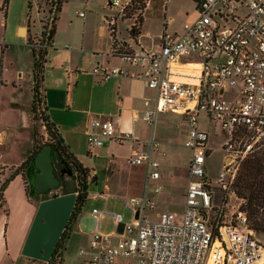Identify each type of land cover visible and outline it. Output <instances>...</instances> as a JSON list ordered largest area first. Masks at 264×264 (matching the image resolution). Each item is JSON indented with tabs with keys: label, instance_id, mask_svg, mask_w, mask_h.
<instances>
[{
	"label": "built area",
	"instance_id": "built-area-1",
	"mask_svg": "<svg viewBox=\"0 0 264 264\" xmlns=\"http://www.w3.org/2000/svg\"><path fill=\"white\" fill-rule=\"evenodd\" d=\"M131 1L108 0L107 4L123 17ZM241 8L243 16L236 13ZM196 10L198 15L185 22L181 31L163 32L158 50L130 48L113 53L133 67L130 71L121 66L93 67L102 80L129 75L143 78L155 89L154 108L144 111L149 123L155 122L158 111L182 113L188 124L184 145L190 149V158L180 219L171 211L151 219L146 211L153 207V199L124 197L131 219L124 222L119 213H111L116 229L102 232L100 219L105 210L93 208L87 249H79L80 254H88L85 264H264V245L248 227L245 213L237 208L230 215L221 214L224 204L213 202L216 190L205 166L211 148L208 132L199 125L201 114H206L219 125L224 136L221 144L227 148L237 139L248 147V139L264 136V0H201ZM106 21L114 32L115 19ZM226 87L234 89L232 95L224 94ZM118 118L90 119L86 127L89 144L129 139L130 133H117ZM157 145L152 135L145 148L127 158L130 164H146V181L159 177L158 163L151 158ZM224 170L218 180L221 184L226 173L231 178L234 175L229 168ZM159 189L153 187L154 192ZM211 212L217 216L211 217Z\"/></svg>",
	"mask_w": 264,
	"mask_h": 264
},
{
	"label": "crops",
	"instance_id": "crops-1",
	"mask_svg": "<svg viewBox=\"0 0 264 264\" xmlns=\"http://www.w3.org/2000/svg\"><path fill=\"white\" fill-rule=\"evenodd\" d=\"M2 1L0 0V181L6 177L10 168H15L24 160L25 153L32 145L33 125L31 110L33 52L30 43L33 31L27 26L30 16L24 21H18L13 29V26L8 23L7 8L1 9ZM67 1L62 4L57 13L55 33L50 45L47 46L41 90L44 94L45 113L59 128L70 151L89 170V177L92 180L89 179L87 197L99 201V205L93 206L92 209L105 210L102 217L106 214L118 213L107 210L108 198L111 196L122 201L124 207H126L124 197L142 195L153 199L155 205L156 197L171 187V184L182 196L184 204V189L188 181L187 169L190 158V149L184 145L188 132L185 116L170 110L158 111L156 119L161 112H171L179 116L185 123L186 129L182 144L176 143L175 137L157 138L154 133L156 119L154 123H149L144 118L145 109L154 108L155 89L149 87L143 78L113 75L102 80L101 75L93 72V67L97 64L107 67L121 66L129 71L133 68L113 54V36L117 40L125 41L131 49L153 52L158 50L164 31L172 34L178 31H169L168 22L164 25L162 23L157 42L145 44L142 41L145 21L143 13L150 5L149 0H146L142 12L143 19L136 36L130 35L134 18L125 15L120 17L116 9L107 4L108 0H101L99 4L93 0H69L73 8L72 14L65 11ZM80 12H83V15H80ZM109 18L115 19L114 32L110 31L106 21ZM120 21H128L126 36H121L118 32ZM161 21L163 22L162 19ZM233 90L232 87H226L224 94L230 96ZM117 116H119L116 122L117 133L128 132L131 137L120 142L115 139H105L101 146L90 145L86 134L89 120L94 117L116 118ZM201 116L205 117L207 125H201ZM201 116L199 125L208 132L207 145L210 146L212 138L219 137V134L209 124H218L211 121L204 113ZM22 132L28 134L29 143L20 157L12 160L11 146L17 141L16 135ZM152 135L158 141V145L151 153V158L158 163L155 169L159 172V177L146 181V164L144 162L130 164L127 158L134 151L145 148ZM221 142L222 138L218 140V144ZM181 148L188 150V156L183 165L178 161V158L183 155ZM2 166H5V171L1 170ZM57 169L58 167L53 164V172L61 183V178L55 172ZM36 172H38L37 166L31 163L27 169L31 191L42 195L34 187ZM206 175L209 177L207 168ZM101 178L102 181H100ZM93 183L96 184V188L90 191L89 186ZM154 186L160 187L158 192L153 191ZM21 188H24L23 180L21 175L17 174L3 191V204L0 207V264H12L25 257L20 251L36 205L22 202L27 212L25 222L22 220L16 228V224H13V215L15 208H18L21 203L19 201ZM73 189L74 187H71L66 190L72 192ZM154 205L146 212L151 211ZM92 209L87 213L94 221ZM164 211L176 213L175 210L164 209L158 211L155 218ZM83 213L81 209L70 225L69 235L64 241V249L71 236H77L78 246L75 253L85 264L88 254L86 252L80 254L79 249H87L92 229L86 232L81 230L79 220ZM146 215L148 216L147 213ZM110 217L112 218L111 215ZM11 227L16 228L13 237H11ZM115 229L114 224L113 230L108 232H113ZM118 229L120 230L121 226ZM2 233H4L5 242ZM64 249L61 264L65 262Z\"/></svg>",
	"mask_w": 264,
	"mask_h": 264
},
{
	"label": "rangeland",
	"instance_id": "rangeland-1",
	"mask_svg": "<svg viewBox=\"0 0 264 264\" xmlns=\"http://www.w3.org/2000/svg\"><path fill=\"white\" fill-rule=\"evenodd\" d=\"M29 1H31L30 8L28 7ZM93 1L96 4H99L101 0H93ZM47 2L48 1L45 0H8V4H7L8 23H10L14 29L15 24L18 21H24L25 19L28 18V16H30L27 22V26H29L33 31V35L31 36V41L32 42L38 40L41 41L42 40L41 31L43 30V27L47 26V29H49L51 23L53 22V20L51 23H49L48 21ZM143 2H145V0H133L126 9V16L133 17L135 20V18L138 15H142L143 9L141 8V6ZM149 2L150 5L143 13L145 21L143 24V34L141 39L145 44H150L153 41L157 42L158 40L157 35L162 23L164 24L168 22L167 27L169 31L177 30L179 32L181 31L182 26L185 22L192 21L193 18H195L198 15V12L196 10V4L193 0H149ZM217 7L218 6L215 5L212 8L213 13L216 12ZM115 9H116V13H118L117 8ZM65 11H67L69 14L73 13L72 5L69 2L65 8ZM236 13L239 14L240 16H243L245 14V11H243L241 8V9H237ZM163 18L164 19L166 18V21H164ZM161 19L163 20V22L161 21ZM223 21L224 20L222 19V23H221L222 25H223ZM229 21L231 24L234 23L230 18ZM127 22L128 21H123V22L120 21L118 23V32L120 33L121 36L123 35L126 36ZM206 122L207 121L205 117L201 116V125H207ZM209 126H211L212 129L214 128L218 132L219 137L222 138L223 141L224 136L222 134L220 127L216 124L215 125L209 124ZM185 129H186V125L184 122L180 120L178 115L172 114L171 112H161L157 115L156 123L154 126L155 137L157 138H161V136L166 138L175 137L176 143L182 144ZM33 132H35L36 139L40 142H44L48 138L47 132L44 127V121H42L38 117L33 119V125L31 128L32 144H33ZM16 137H17V141L15 144L11 146L10 149V157L12 160H16L17 158H19L22 151L29 143L28 134L25 132L18 133ZM219 137L212 138V140L210 141L211 149L209 150V155L206 157L205 163H206L207 173L211 179L210 184L216 190V194L213 198V202L224 204L221 214L223 213L230 215L231 211L237 208L240 209V204L242 203V199L238 197L237 194L235 193V188L233 185L236 173L238 171L239 161L245 156V154H247L252 149L255 141H257L260 138H258L257 140L255 139L250 140V145H249L250 147L245 146L246 144L244 143L245 141L237 139L235 140L236 142L234 146L227 148L221 143L218 144V140L220 139ZM31 147L29 148V150L31 149ZM181 149L183 155L178 158V161L180 164L182 163L183 165L188 156V150L186 148H181ZM226 167L230 169L229 171L231 173L234 171L233 172L234 175L231 178L229 174L226 173L225 179L222 182L223 184H221L218 180L221 172ZM4 169L5 166H2L1 170L5 171ZM12 170L13 168H10L6 176H8ZM60 178H61V183L64 186V189H70L71 187H74L75 185L74 180L71 179L66 173L60 176ZM100 181H102V178L100 179ZM223 185H225L226 187H224ZM172 186L173 185L171 184V187H168V189L166 191H162V193L160 192L161 194H159V196L156 197L154 208L151 211L146 212L150 218H155L156 213L158 211L166 209V210H175L177 218L180 219L183 212V198L182 196L179 195L178 192H176V189ZM95 188H96L95 183L89 186L90 191L91 189H95ZM23 189L24 188H21L22 192L19 200L21 203H19L18 208H15L16 210L13 215V224L14 225L16 224V228L22 223V220L23 222H25L24 219L26 217L27 212L25 206H22L23 201L37 206L41 198H44L45 196H47L48 198L55 193H60L62 192L63 188L56 187L55 189L51 190L47 195H43V193L41 195L35 193L34 191L32 192L31 185L28 183L29 191L27 196ZM26 197L29 201L26 199ZM0 204L2 206L3 198L0 199ZM98 205H99L98 200L96 201L94 199H91L90 197L86 198L82 206V210L84 211V213L81 215L79 220L80 223L79 226L82 231L86 232L87 230L92 229L94 225V221L93 218L87 213V211H90L93 206H98ZM107 210L110 212H118L122 217V221L124 222H128L132 214L129 208L123 206L122 201L112 196L108 198ZM210 216L214 217L217 215L214 212H211ZM222 217L223 216H221L220 218ZM16 228L11 227V237L14 236ZM113 228H114V224L110 215L108 214L104 215L100 220V230L102 232H108L113 230ZM254 234L264 245V232L254 231ZM2 237L4 241V233H2ZM77 246H78L77 236L72 235L68 242L67 247L64 249L65 250L64 264H83L81 258H79L75 253ZM12 264H42V263L38 260H31L29 258L27 259L24 257Z\"/></svg>",
	"mask_w": 264,
	"mask_h": 264
},
{
	"label": "trees",
	"instance_id": "trees-1",
	"mask_svg": "<svg viewBox=\"0 0 264 264\" xmlns=\"http://www.w3.org/2000/svg\"><path fill=\"white\" fill-rule=\"evenodd\" d=\"M45 1H48V17L52 15L51 21H48L51 23L53 20V22L51 23L49 29H47V26L43 27V30L41 31L42 40L39 41V43L30 41L33 52L31 110L33 113V119L38 117L44 121V127L48 138L46 141L40 142L36 139L35 132H33V144L31 149L27 152L24 160L13 168V170L2 180V182L0 181V199L3 198V191L7 187L8 183L17 174L21 175L25 194L26 196L28 195L29 177L27 169L31 163H34L35 156L41 147L49 145L51 147L53 164L61 171H64L75 182L74 189L72 191L76 192V202L70 215L68 225L63 230L51 258L47 262L38 261L42 264H61L64 241L69 235L70 225L76 218L77 214L81 211L88 196V183L89 179L92 180V178L89 177V170L84 167L78 158L70 151L69 146L63 139L59 128L45 113L44 94L41 90V81L43 79L42 72L44 62L46 60L47 46L50 45V41L55 33V20L57 18V13L60 11L62 4L67 0ZM193 1L195 2L197 8L201 0ZM7 4L8 0H3L1 9L6 10ZM145 5L146 0L143 2L141 8L144 9ZM28 7H31V1L28 2ZM142 19V15H138L135 18L134 23L131 26V36H136L139 33ZM112 40L113 53L118 54L130 49L125 41L117 40L114 36ZM245 135L249 136V133H245ZM250 140L251 139H248V142H250ZM233 185L235 193L242 199L240 210L246 215L248 227L256 232H264V136L255 141L252 149L239 161V167ZM59 186L63 188L60 193L68 192V190L64 189L62 183H60ZM47 194L48 193H43V195ZM57 194L59 193H55L52 196ZM45 198H47V196L41 198V200ZM29 259L37 260L33 258Z\"/></svg>",
	"mask_w": 264,
	"mask_h": 264
},
{
	"label": "water",
	"instance_id": "water-1",
	"mask_svg": "<svg viewBox=\"0 0 264 264\" xmlns=\"http://www.w3.org/2000/svg\"><path fill=\"white\" fill-rule=\"evenodd\" d=\"M51 147L44 145L37 152L34 164L38 172L34 187L39 193H48L59 186L60 180L53 172ZM76 202V192L57 194L38 202L32 221L24 238L21 255L47 262L68 225Z\"/></svg>",
	"mask_w": 264,
	"mask_h": 264
},
{
	"label": "flooded vegetation",
	"instance_id": "flooded-vegetation-1",
	"mask_svg": "<svg viewBox=\"0 0 264 264\" xmlns=\"http://www.w3.org/2000/svg\"><path fill=\"white\" fill-rule=\"evenodd\" d=\"M57 176L60 178V176H62L63 174H65L64 171H61L59 168L55 171Z\"/></svg>",
	"mask_w": 264,
	"mask_h": 264
}]
</instances>
